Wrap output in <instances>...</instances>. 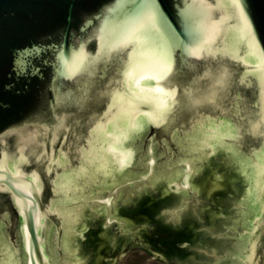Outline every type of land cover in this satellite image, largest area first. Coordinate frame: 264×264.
Wrapping results in <instances>:
<instances>
[{
	"label": "water",
	"instance_id": "1",
	"mask_svg": "<svg viewBox=\"0 0 264 264\" xmlns=\"http://www.w3.org/2000/svg\"><path fill=\"white\" fill-rule=\"evenodd\" d=\"M247 14L254 32L237 0H0V264H117L144 240L264 264V0ZM157 191L171 228L122 214Z\"/></svg>",
	"mask_w": 264,
	"mask_h": 264
},
{
	"label": "trees",
	"instance_id": "2",
	"mask_svg": "<svg viewBox=\"0 0 264 264\" xmlns=\"http://www.w3.org/2000/svg\"><path fill=\"white\" fill-rule=\"evenodd\" d=\"M169 197H170L169 194L163 195L162 191H157L154 194L143 193L141 196L137 197L131 205L128 204L126 206H121L122 214L124 215L127 214L128 209L131 206H136L139 204L141 205V208L145 211L147 210L149 211L150 209H154L155 207L154 215L152 214L153 216L151 214L150 215L145 214L146 216H142V217L148 219L152 223H156L158 225L161 224L167 228H171L172 226H170L168 223L163 222L162 218L160 217V214H161L160 209L165 206L164 204L167 202ZM96 221H97L98 226L95 229L94 228L88 229L84 234V239H79L81 246L89 247V246L95 245L97 244L99 239H101V236H102L101 230L103 228L101 226L102 221L100 219H97ZM190 233L188 236L189 238L185 239L187 243H191L192 232ZM154 238L159 239L160 235L156 233L154 235ZM144 243L146 245H138V248L143 250L147 255L151 257L161 258L162 257L161 254L164 253L166 258H169V259L173 258L174 256H177L178 258H180V257H184L188 255L191 252V248H188V247L182 248L180 246V242L172 243V244L167 243L166 245L164 244V242H162L163 247H165V251L161 249V245L159 246L158 243H148V241L146 240H144ZM125 250H126L125 248H121L118 252H123ZM115 253L116 252H111V253L106 252L105 256L107 260L105 258V262L111 261V259L115 256Z\"/></svg>",
	"mask_w": 264,
	"mask_h": 264
},
{
	"label": "snow or ice",
	"instance_id": "3",
	"mask_svg": "<svg viewBox=\"0 0 264 264\" xmlns=\"http://www.w3.org/2000/svg\"><path fill=\"white\" fill-rule=\"evenodd\" d=\"M237 3L241 9V14L245 16V18L249 21L251 24V27L253 29V32L255 31V24L254 22L251 21V17L247 14V0H237ZM162 28L165 30L167 29L166 24L161 25ZM199 46V40L194 37L193 42L188 44L186 47L182 45H178V47L181 49L182 54H178V59H177V67L176 71L174 73V79L169 80L166 83V87H173L179 77L187 70L188 68V57L193 55V49ZM119 73L123 75L125 87L127 85V77L130 75H136V68L129 66L127 69L125 68H119L117 69Z\"/></svg>",
	"mask_w": 264,
	"mask_h": 264
},
{
	"label": "rangeland",
	"instance_id": "4",
	"mask_svg": "<svg viewBox=\"0 0 264 264\" xmlns=\"http://www.w3.org/2000/svg\"><path fill=\"white\" fill-rule=\"evenodd\" d=\"M117 264H167L158 260H152L143 250L125 255L124 260H119Z\"/></svg>",
	"mask_w": 264,
	"mask_h": 264
},
{
	"label": "flooded vegetation",
	"instance_id": "5",
	"mask_svg": "<svg viewBox=\"0 0 264 264\" xmlns=\"http://www.w3.org/2000/svg\"><path fill=\"white\" fill-rule=\"evenodd\" d=\"M154 211H155V208H154ZM152 233H153V235H152V239L156 242L157 241V239L156 238H154V235L156 234V232H154V231H152ZM154 243V242H153Z\"/></svg>",
	"mask_w": 264,
	"mask_h": 264
}]
</instances>
